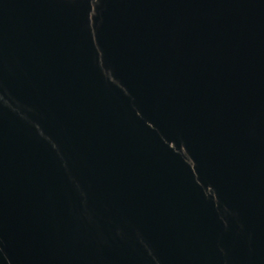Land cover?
Masks as SVG:
<instances>
[{
  "label": "water",
  "instance_id": "water-1",
  "mask_svg": "<svg viewBox=\"0 0 264 264\" xmlns=\"http://www.w3.org/2000/svg\"><path fill=\"white\" fill-rule=\"evenodd\" d=\"M0 264H264V0H0Z\"/></svg>",
  "mask_w": 264,
  "mask_h": 264
}]
</instances>
